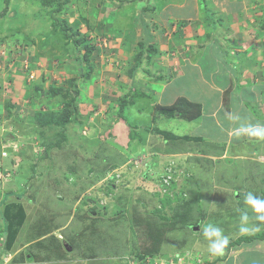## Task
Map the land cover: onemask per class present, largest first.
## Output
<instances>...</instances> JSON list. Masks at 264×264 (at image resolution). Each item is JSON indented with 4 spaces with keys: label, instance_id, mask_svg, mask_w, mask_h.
Segmentation results:
<instances>
[{
    "label": "rangeland",
    "instance_id": "1",
    "mask_svg": "<svg viewBox=\"0 0 264 264\" xmlns=\"http://www.w3.org/2000/svg\"><path fill=\"white\" fill-rule=\"evenodd\" d=\"M43 1L0 0V259L264 264V0Z\"/></svg>",
    "mask_w": 264,
    "mask_h": 264
},
{
    "label": "trees",
    "instance_id": "2",
    "mask_svg": "<svg viewBox=\"0 0 264 264\" xmlns=\"http://www.w3.org/2000/svg\"><path fill=\"white\" fill-rule=\"evenodd\" d=\"M53 1H56V0H44L43 2L45 5L46 4L48 5V4L53 3ZM126 1H128V0H126ZM131 1H133V0H131ZM210 18H211V23L214 24L215 23L214 19L212 17H210ZM54 24L56 26L59 25L60 29L62 30V32H64L66 34L67 37H71V34L69 32L70 28L66 22L56 20V21H54ZM212 29H213V27H212ZM73 38H75V37H73ZM73 40H74V44H75V46L79 52V61L83 64L88 58L87 55L89 53V45L82 46L81 41L77 38L73 39ZM142 45H144V44H142ZM142 53L139 55V60H140ZM201 106L202 105L200 103L192 102L191 100L187 99L186 97L181 96V97H178L173 104L166 106V109L170 110L173 115L174 114H176V115L180 114L181 116L188 117V119L191 120V119L199 118V116H201V114H202V107ZM189 107H191V109ZM62 118H63L62 119L63 124L70 123L71 122L70 112L68 111L66 113V115L63 116ZM138 149H139V147L135 148L134 152L138 151ZM164 155H167V154H164ZM176 157H178V156H174L175 160H176ZM174 158L173 157L165 158V157H162V155L161 156L159 155L158 160H160L159 163L161 164L162 169H163V167L166 168L167 170H169V169L172 170L173 167L178 168V164L176 163ZM166 160H168V161H166ZM163 173L165 174L166 172H163ZM9 195L10 194H8V192H6V195L4 194L3 199H6L7 196H9ZM17 195L20 196V194H17ZM1 212H2V214H0V218L2 220L4 219V224L2 222V224L0 225V237L2 235H6L5 233H7L9 236V233L11 232V228H12L11 224H10V220H9L8 214H6V213L4 214L3 210ZM248 239L251 241V239H253V238L248 237ZM9 243H10V240H9Z\"/></svg>",
    "mask_w": 264,
    "mask_h": 264
},
{
    "label": "clouds",
    "instance_id": "3",
    "mask_svg": "<svg viewBox=\"0 0 264 264\" xmlns=\"http://www.w3.org/2000/svg\"><path fill=\"white\" fill-rule=\"evenodd\" d=\"M251 134L258 137H264V127L261 126H252ZM245 202L252 206L256 213H264V200L255 197L252 193H247L245 196ZM259 220L264 221V215H259L257 217ZM242 221H247V215H243L241 217ZM241 232H247L248 229L246 227H242ZM203 235L206 238L215 237L216 239L212 241L209 246V252L213 255H223V250L228 244V238L222 235V230L218 227H212L211 225H207L203 229Z\"/></svg>",
    "mask_w": 264,
    "mask_h": 264
},
{
    "label": "crops",
    "instance_id": "4",
    "mask_svg": "<svg viewBox=\"0 0 264 264\" xmlns=\"http://www.w3.org/2000/svg\"><path fill=\"white\" fill-rule=\"evenodd\" d=\"M221 2V1H220ZM247 5H248V3H247ZM247 5L245 4V3H243V5H240V4H237V5H234V7H231V8H229L230 9V11H228L227 10V12L229 13V14H231L232 13V15H235L236 13H238V12H241V11H245L246 9H247ZM220 8L221 7H223L222 5H218ZM234 12V13H233ZM231 15V16H232ZM254 31V30H253ZM179 95H182V94H179ZM183 96H184V94H183ZM187 95H185V97H186ZM179 97H181V96H179ZM187 97H189V99H193V101H197V102H199V103H201L202 102V99L201 98H199V99H197V98H195L196 100H194V98H192L191 96H187ZM206 99H207V97H205ZM177 99V98H176ZM208 104H210L209 103V101H208ZM179 158L180 157H182V156H178ZM183 163H184V161H182ZM231 256V255H230ZM229 256V257H230ZM231 257H233V256H231ZM234 258V257H233Z\"/></svg>",
    "mask_w": 264,
    "mask_h": 264
},
{
    "label": "built area",
    "instance_id": "5",
    "mask_svg": "<svg viewBox=\"0 0 264 264\" xmlns=\"http://www.w3.org/2000/svg\"><path fill=\"white\" fill-rule=\"evenodd\" d=\"M0 264H20V263H14L13 261L10 260V258H1L0 259Z\"/></svg>",
    "mask_w": 264,
    "mask_h": 264
}]
</instances>
